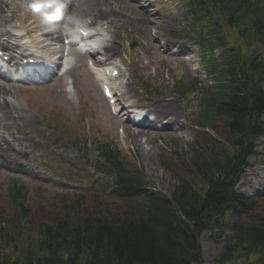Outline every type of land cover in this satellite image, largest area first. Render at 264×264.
Wrapping results in <instances>:
<instances>
[{
	"label": "trees",
	"instance_id": "16d2710c",
	"mask_svg": "<svg viewBox=\"0 0 264 264\" xmlns=\"http://www.w3.org/2000/svg\"><path fill=\"white\" fill-rule=\"evenodd\" d=\"M253 66L259 80L264 63ZM236 87L212 100L217 101L213 114L226 121L225 142L231 151L222 152L218 143H192L190 175L177 178L169 196L152 190L137 172L106 154L101 156L115 174L107 195L113 202L94 197L92 209H87L82 196L66 199L60 211L29 224L24 194H12L20 225L0 220V264H203L199 235L215 236L225 229L231 235L210 264L252 257L256 262L249 264H264V216L241 220L249 204L232 191L251 141L264 134L258 121L264 94L247 82L238 81ZM227 211L229 223L224 222Z\"/></svg>",
	"mask_w": 264,
	"mask_h": 264
},
{
	"label": "rangeland",
	"instance_id": "374dc122",
	"mask_svg": "<svg viewBox=\"0 0 264 264\" xmlns=\"http://www.w3.org/2000/svg\"><path fill=\"white\" fill-rule=\"evenodd\" d=\"M181 5H183L182 2ZM13 10L14 9L11 8L10 11L12 12ZM129 12L132 15L131 17L139 14V12L134 10L133 7L129 8ZM10 14L11 13L9 12H5L3 13V16L7 19ZM15 15L18 16V20L11 22L17 26V24L24 21V18H20L22 13H15ZM154 25L155 28L151 32V36L153 37L156 32V38L158 40L149 37V35L147 39L143 40L144 33L139 30L136 35L138 48L134 51L138 58H133L131 60L132 63H140L142 58L145 57L144 49L148 46L146 44L148 39H151V41L161 42L160 39L170 38V32L175 28L170 25V21L168 23H154ZM183 25L184 28H179L180 30L184 31L189 29L188 23H184ZM132 26L133 24L127 20L121 21L120 23L113 22L111 24V29H108L109 32L105 33L107 37H110L113 40H115L114 35H116L117 38H124L121 43L114 42V44L110 43V38H106L108 43L115 45L118 48L119 56L122 54L123 49H126V43L129 38L126 37L124 31L131 32L130 29H132ZM191 49L193 52L196 51L197 54L196 48L195 50L193 48ZM251 50L253 52L260 51L261 47L260 45L254 44L251 47ZM152 56L159 59V53L156 51H151V57H149L150 61H153ZM153 63L155 62L153 61ZM143 71L144 70L141 68H136L134 75H142ZM148 71L149 77H152L155 73L151 68H149ZM196 71L199 75L200 70L197 69ZM188 73H186L183 68H180L176 79L174 78V82L180 81L188 85L197 76L193 72H190V76ZM82 75L83 72L80 70L74 72V79H76L77 84H75V86L79 87L82 91L83 89L87 90V93L83 96V98H81L80 93H65V84L63 86L59 85L62 87L61 93L57 86H45L37 90L36 87L14 84V86L17 87L15 101L8 100L11 104H13L10 106L15 107L11 110V116L14 118L19 116L21 118L19 121L15 122L14 126L11 125L8 128L9 133H7L4 128H0V134L4 138L9 139L11 137L21 138L23 135L29 136V142L26 145L30 147L34 145V151L31 155L22 153L21 157L28 167L29 165L31 166L32 177H27V179H25L15 173L0 168L1 221H7L9 223L13 221L12 224L14 227H18L20 225V213L18 214V207L10 201L8 192L15 183L17 185H24L26 193L23 207L26 208V213L28 215L27 222H29V224L32 221L44 219V216L47 213L60 211V200L63 196H68L69 194H89L91 192H96L99 185L94 186L95 182L93 181V177L88 172L90 167L89 165H84L83 163H86L87 161V163L91 165L94 164L96 161L94 148L98 144L108 143L118 149L121 157L124 161H126L125 163L131 168L130 170H133L139 165L147 181L164 194L170 193V190L172 189L171 186L176 183V181L173 183L172 178L174 174L170 173V176H167V174L162 173V163L165 162L167 165L171 164V166H174L173 168L175 171L178 172H181L182 169H184L189 163L191 158L189 145L192 142L194 132H191V129H189L187 125L184 129L179 131L150 133L151 138L149 137V142H143L141 144L137 141H133L130 138L131 131L126 130V139L122 140L121 135L116 132V127H114L113 130L110 129V124L105 123L101 118V114L103 113L101 107L105 105L102 101L97 85L91 80L89 82L90 84H87V82L85 83L86 79H82ZM159 81L163 82V84ZM159 81L154 80L149 82L148 85L150 87L147 88L149 93L145 91L148 97L151 99H159V96L162 95L163 100L171 102L176 107L177 115L180 116L179 121H183L184 119L186 120L188 112L194 105L193 98L184 97L181 98V102L179 97L171 96L170 91L173 89H170L172 85L170 81H166L165 79H160ZM132 82H134L133 79H131V83ZM129 85L133 87L132 84L129 83ZM140 88L141 87L137 85L135 86L136 100L141 98L144 101L146 94ZM51 92L55 93L54 97H51ZM161 92L163 94H161ZM75 95L80 96V98H77ZM132 100L133 99H130L128 103H132ZM82 104L93 105L92 110L95 115V120L99 126L104 127V130L102 131L107 130V132L103 135L101 132L95 131V129H93L94 126H92L89 128L88 138H86L85 134H81L79 132L82 135L79 136V141H75L74 144L65 142V139L70 140L76 138L67 132L68 123H71V126L77 130L82 127V125L80 126L78 123V121L80 123L83 122L86 111V108L83 107ZM1 114H4L2 108H0V115ZM55 117H57V122L52 124L48 123L49 121L54 120L51 118ZM191 117H193V113H191ZM62 119L70 122H60ZM124 127L132 128L129 125ZM142 141H144V139H142ZM81 144L86 146L85 150L88 155H85V157L81 152ZM45 147L49 150V152H51L52 149H55L56 153L54 156H49L46 153ZM144 150H147V153H145ZM177 153H183V160L180 163H177L176 158H179ZM46 159H48L47 164L42 162ZM80 160L83 163L80 162ZM78 162L82 168L77 165ZM66 172H71L73 174L70 180L64 176L65 174L70 175V173ZM261 176L262 178H260V180L262 181L260 185L264 188V162L261 158H258L255 160V166L251 170L248 169L245 171L244 176L240 180L241 186L245 185L247 188L254 187V185L258 183L257 177ZM61 177H63V179H60ZM101 182L102 180L98 179L96 183L100 184ZM197 188L200 190V187ZM90 199L91 198H87V195H85L84 200L82 201L84 202V208L92 209ZM103 201L106 203L112 202L108 199ZM32 229L27 228L28 231H31ZM228 236H230L229 229H226L223 233L215 236L206 233L200 235L199 246L203 264H210L211 261L220 254L225 238ZM255 262V258L252 257L247 261L234 260L229 264H249Z\"/></svg>",
	"mask_w": 264,
	"mask_h": 264
},
{
	"label": "bare ground",
	"instance_id": "6f19581e",
	"mask_svg": "<svg viewBox=\"0 0 264 264\" xmlns=\"http://www.w3.org/2000/svg\"><path fill=\"white\" fill-rule=\"evenodd\" d=\"M75 1L78 0H72V3ZM79 1H81V6L79 8L78 14H84V13L93 14L92 19L95 22H97V20L100 19L101 17H105V16H109L117 21H120L119 20L120 15L109 9L111 6H113L115 9L118 8L120 6V0H79ZM169 9H170V0H167L166 6L159 7L158 10L154 11L152 14L156 15V14H161L162 12L166 13L169 11ZM4 10L10 11V6L6 3V1H0V11H4ZM0 17H1V13H0ZM11 18L18 19V16L11 15ZM0 21H1L0 27L4 28L2 31H0V48L8 52H14L15 50L20 48V46L18 45L20 37L13 36L11 32L15 26L5 22L2 18L0 19ZM139 21L143 25H147L148 21L153 22V18L150 19L145 15L144 18L139 19ZM21 26L26 32H32V30L34 29L29 25H25L24 23H21ZM10 41L11 43H9ZM33 43H39V41H34ZM100 47L102 46L100 45ZM105 47L106 45L103 46V48ZM40 48L42 49L43 47ZM182 50L183 49H179L178 51H182ZM96 52L98 53V50L93 49V53ZM109 54L110 56H112L114 54V50L111 49ZM27 57L29 58L30 56ZM92 59L93 57L91 58V63H92ZM97 64L99 63L97 61H94L92 63V67L98 66ZM112 69L116 70V67H112ZM86 79L88 82H90L91 76H88ZM54 82L59 84L62 82V79L54 78ZM3 88L4 87L0 83V97L3 94ZM124 90H125L124 92L125 97L129 98L134 96V90L131 89L129 86H126ZM54 95L55 93L51 92V97H54ZM123 102H124L123 97L118 96V98L116 99V105L117 107H119L118 110L119 113L122 110H125ZM0 108H3L5 110L3 117L0 119V128L6 129L8 122H11V124L14 125L15 122L19 121V119L21 118L19 116L17 118L11 116V110L14 109L15 107L8 105L4 100L0 103ZM146 110L151 115H153L155 119L157 120L160 119L163 121L165 120V122L169 123L170 126L175 125L173 128L175 131H179L182 128H184L183 124L179 123L180 116L177 115L176 107L170 102H163L161 99H159L158 101L149 99L146 105ZM148 131H149L148 126H142L140 128L133 129L130 132V138L135 142L137 141L139 144L143 142H147L150 137V133ZM99 132L104 133L100 129ZM143 138L146 139L142 141ZM28 142H29V136L23 135L21 138L11 137L9 139V138H4L3 136L0 135V156L4 157L5 161L13 163L18 169H22L23 168L22 166L23 164H25V162L22 160L20 155L22 154L23 151L30 148V146L26 145ZM144 152L147 153V150H144ZM21 171H25V169H22Z\"/></svg>",
	"mask_w": 264,
	"mask_h": 264
}]
</instances>
